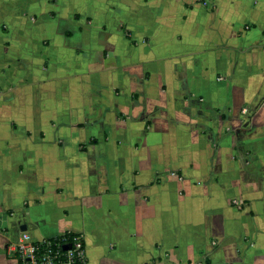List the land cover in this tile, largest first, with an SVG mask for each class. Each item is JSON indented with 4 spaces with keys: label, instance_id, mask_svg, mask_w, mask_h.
Listing matches in <instances>:
<instances>
[{
    "label": "crops",
    "instance_id": "1",
    "mask_svg": "<svg viewBox=\"0 0 264 264\" xmlns=\"http://www.w3.org/2000/svg\"><path fill=\"white\" fill-rule=\"evenodd\" d=\"M264 264V0H0V264Z\"/></svg>",
    "mask_w": 264,
    "mask_h": 264
},
{
    "label": "built area",
    "instance_id": "2",
    "mask_svg": "<svg viewBox=\"0 0 264 264\" xmlns=\"http://www.w3.org/2000/svg\"><path fill=\"white\" fill-rule=\"evenodd\" d=\"M79 239H73L72 248L64 250L66 246H63L62 249H53L48 239L34 241L27 233H22L11 250L13 264H84V251ZM41 246L44 247L43 250L40 249Z\"/></svg>",
    "mask_w": 264,
    "mask_h": 264
},
{
    "label": "trees",
    "instance_id": "3",
    "mask_svg": "<svg viewBox=\"0 0 264 264\" xmlns=\"http://www.w3.org/2000/svg\"><path fill=\"white\" fill-rule=\"evenodd\" d=\"M79 236L78 235H74V234H71V233H64L62 236H58V237H55V238H51V239H48L51 243V247L53 249H62L61 247L63 246H66L68 248H72L73 247V239L74 238H78ZM80 241H81V245L83 246V241L81 239V237H79ZM41 250L44 249L43 246H41L40 248ZM78 264H80V262H78Z\"/></svg>",
    "mask_w": 264,
    "mask_h": 264
},
{
    "label": "water",
    "instance_id": "4",
    "mask_svg": "<svg viewBox=\"0 0 264 264\" xmlns=\"http://www.w3.org/2000/svg\"><path fill=\"white\" fill-rule=\"evenodd\" d=\"M67 249V247H64V250H66Z\"/></svg>",
    "mask_w": 264,
    "mask_h": 264
}]
</instances>
